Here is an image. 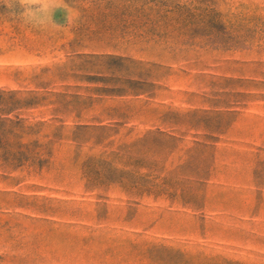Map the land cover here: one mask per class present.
Listing matches in <instances>:
<instances>
[{"label":"rangeland","instance_id":"obj_1","mask_svg":"<svg viewBox=\"0 0 264 264\" xmlns=\"http://www.w3.org/2000/svg\"><path fill=\"white\" fill-rule=\"evenodd\" d=\"M252 17L264 0H63L36 27L0 0V264H264ZM206 32L248 48L184 42Z\"/></svg>","mask_w":264,"mask_h":264},{"label":"clouds","instance_id":"obj_2","mask_svg":"<svg viewBox=\"0 0 264 264\" xmlns=\"http://www.w3.org/2000/svg\"><path fill=\"white\" fill-rule=\"evenodd\" d=\"M3 3L13 15L36 27L50 23L55 11L63 7V0H3Z\"/></svg>","mask_w":264,"mask_h":264},{"label":"trees","instance_id":"obj_3","mask_svg":"<svg viewBox=\"0 0 264 264\" xmlns=\"http://www.w3.org/2000/svg\"><path fill=\"white\" fill-rule=\"evenodd\" d=\"M164 19L165 22H168L172 19L173 16L180 17L183 13L180 12L178 6H173L170 8L165 9L164 11ZM184 19V18H182ZM251 20L264 22V17H252ZM153 32V29H152ZM213 37H216V40H213ZM249 39H240L235 34L224 33L221 35H213L210 32H206L204 34H199L198 36L195 35H188L187 40L184 42H189V44L198 45L200 47H213V45L217 46V49H221L222 51L228 50H236V49H246L248 48L246 44Z\"/></svg>","mask_w":264,"mask_h":264}]
</instances>
